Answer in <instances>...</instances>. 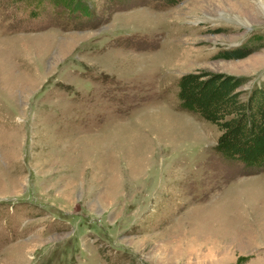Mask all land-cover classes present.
<instances>
[{
    "label": "rangeland",
    "instance_id": "rangeland-1",
    "mask_svg": "<svg viewBox=\"0 0 264 264\" xmlns=\"http://www.w3.org/2000/svg\"><path fill=\"white\" fill-rule=\"evenodd\" d=\"M199 72L264 86V0H0V264H264V170L178 108Z\"/></svg>",
    "mask_w": 264,
    "mask_h": 264
},
{
    "label": "trees",
    "instance_id": "trees-1",
    "mask_svg": "<svg viewBox=\"0 0 264 264\" xmlns=\"http://www.w3.org/2000/svg\"><path fill=\"white\" fill-rule=\"evenodd\" d=\"M183 0H162L173 6ZM246 53L219 54L225 60L242 59ZM242 80L223 74L188 73L176 82V99L180 110L193 113L213 125L219 132L214 154L223 162L235 163L241 175L264 170V86L251 89L240 99ZM238 258L233 264H241Z\"/></svg>",
    "mask_w": 264,
    "mask_h": 264
},
{
    "label": "bare ground",
    "instance_id": "bare-ground-1",
    "mask_svg": "<svg viewBox=\"0 0 264 264\" xmlns=\"http://www.w3.org/2000/svg\"><path fill=\"white\" fill-rule=\"evenodd\" d=\"M222 4H223V2L218 1V2H216V3L214 4V8H216V7H218V6L222 5Z\"/></svg>",
    "mask_w": 264,
    "mask_h": 264
}]
</instances>
